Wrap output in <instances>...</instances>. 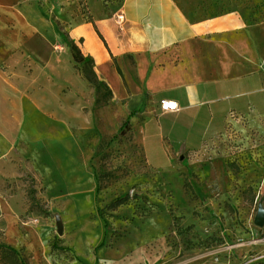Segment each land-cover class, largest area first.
I'll list each match as a JSON object with an SVG mask.
<instances>
[{"label": "rangeland", "instance_id": "rangeland-1", "mask_svg": "<svg viewBox=\"0 0 264 264\" xmlns=\"http://www.w3.org/2000/svg\"><path fill=\"white\" fill-rule=\"evenodd\" d=\"M179 1L192 21L264 22V0ZM28 2L32 24L0 11V244L21 264H264V137L144 143L150 103L109 84L98 102L66 41L124 0Z\"/></svg>", "mask_w": 264, "mask_h": 264}, {"label": "crops", "instance_id": "crops-1", "mask_svg": "<svg viewBox=\"0 0 264 264\" xmlns=\"http://www.w3.org/2000/svg\"><path fill=\"white\" fill-rule=\"evenodd\" d=\"M33 8L28 0H0L18 25L28 14L32 24ZM72 37L84 41L117 98L150 103L146 114L158 120L151 133L141 128L144 143L168 138L174 148H194L231 131L250 142L264 137V22L238 12L192 21L179 0H124ZM167 100L178 109L163 111Z\"/></svg>", "mask_w": 264, "mask_h": 264}, {"label": "trees", "instance_id": "trees-1", "mask_svg": "<svg viewBox=\"0 0 264 264\" xmlns=\"http://www.w3.org/2000/svg\"><path fill=\"white\" fill-rule=\"evenodd\" d=\"M63 36L66 37V35H63ZM66 41H67L68 45L71 46L73 57H74L75 61H77L79 63L86 62L89 65H91L90 73H85L84 76L91 83V85L96 89V91L98 93V99H99L98 102H100L101 99L104 100V97H102V95H101L103 89H105V91L111 96L112 90L110 89L108 83L105 82L104 80H101L98 77L96 71L94 70L95 60L91 56L82 55V53H81L80 49L78 48V46L76 45V42L74 39L68 40L66 37ZM106 102H107V99H106ZM127 202H128V196L115 200L111 206L113 208H117V207H120V206L126 204ZM0 254H2V255H0V257L2 259L3 258L8 259L11 261L12 264H21V261L17 255V253L11 248H8V247L0 244Z\"/></svg>", "mask_w": 264, "mask_h": 264}, {"label": "built area", "instance_id": "built-area-1", "mask_svg": "<svg viewBox=\"0 0 264 264\" xmlns=\"http://www.w3.org/2000/svg\"><path fill=\"white\" fill-rule=\"evenodd\" d=\"M123 21H124L123 15H119L116 19V22L118 24H122ZM161 108L163 111L172 112V111H176L178 109V104H177V102L170 101V100L162 101Z\"/></svg>", "mask_w": 264, "mask_h": 264}, {"label": "water", "instance_id": "water-1", "mask_svg": "<svg viewBox=\"0 0 264 264\" xmlns=\"http://www.w3.org/2000/svg\"><path fill=\"white\" fill-rule=\"evenodd\" d=\"M263 219H264L263 214H260V216H259V218H258V220H257V224H258V225H261L262 222H263Z\"/></svg>", "mask_w": 264, "mask_h": 264}]
</instances>
